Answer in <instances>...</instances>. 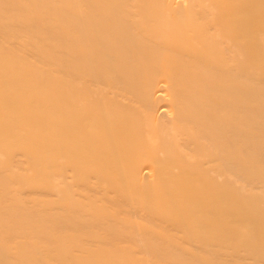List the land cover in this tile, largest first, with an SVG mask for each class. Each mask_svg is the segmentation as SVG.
I'll use <instances>...</instances> for the list:
<instances>
[{
	"label": "bare ground",
	"instance_id": "6f19581e",
	"mask_svg": "<svg viewBox=\"0 0 264 264\" xmlns=\"http://www.w3.org/2000/svg\"><path fill=\"white\" fill-rule=\"evenodd\" d=\"M0 264H264V0H0Z\"/></svg>",
	"mask_w": 264,
	"mask_h": 264
}]
</instances>
